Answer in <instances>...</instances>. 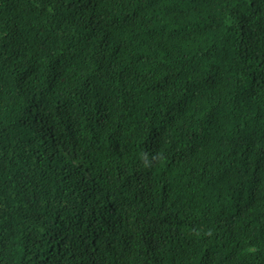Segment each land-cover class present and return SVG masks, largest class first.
Instances as JSON below:
<instances>
[{"label": "trees", "instance_id": "16d2710c", "mask_svg": "<svg viewBox=\"0 0 264 264\" xmlns=\"http://www.w3.org/2000/svg\"><path fill=\"white\" fill-rule=\"evenodd\" d=\"M0 264H264V0H0Z\"/></svg>", "mask_w": 264, "mask_h": 264}]
</instances>
